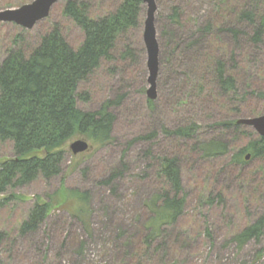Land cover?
Returning <instances> with one entry per match:
<instances>
[{"label": "rangeland", "instance_id": "obj_1", "mask_svg": "<svg viewBox=\"0 0 264 264\" xmlns=\"http://www.w3.org/2000/svg\"><path fill=\"white\" fill-rule=\"evenodd\" d=\"M33 1L0 0V12ZM68 1L84 4L92 17L122 2L60 0L32 29L0 22V66L9 52L35 48L55 25L67 43L77 47L80 29L62 14ZM154 2L156 99L148 104L143 4L141 26L121 36L112 59L102 62L77 89L82 96L77 108L83 112L96 113L109 103L107 111L114 117L111 141L101 145L74 135L64 145L56 177L37 178L0 196V264H264V230L241 248L232 240L264 217V172L257 171L258 161L231 165L232 158L260 136L242 125L239 130L220 128L222 122L256 117V111L264 115V36L261 43L249 42L255 26L236 15L218 21L217 9L235 1ZM235 29L234 40L230 30ZM205 55L213 62L224 60L234 93L223 96L218 91L212 63L201 69ZM191 125L196 131L189 140L165 133ZM214 139L228 145L225 157L200 154L198 145ZM78 140L88 149L74 155L70 144ZM13 157L12 145L1 144L0 162ZM166 157L179 160L186 202L178 220L160 226L157 236L146 242L148 227L157 226L150 205L161 188L156 167ZM254 169L253 176L242 179L239 171ZM38 200L53 207L36 230L22 232Z\"/></svg>", "mask_w": 264, "mask_h": 264}, {"label": "trees", "instance_id": "obj_2", "mask_svg": "<svg viewBox=\"0 0 264 264\" xmlns=\"http://www.w3.org/2000/svg\"><path fill=\"white\" fill-rule=\"evenodd\" d=\"M230 1L235 2L225 9H217L215 16L218 21L223 22L236 15L240 22L255 26L252 35L246 33L248 41L261 43L264 36V0ZM142 5V0H122L115 10L92 17L84 4L68 1L62 14L80 29L82 40L77 47L67 43L55 25L35 48L9 52L0 66V145L10 143L14 157L0 162V196L37 178L50 180L56 177L64 161V145L74 135L85 136L101 145L111 141L114 117L107 111L109 103L96 113L83 112L77 108V98L82 97L77 89L102 62L112 59V51L121 36L141 26ZM234 7H237V11ZM230 33L235 40L238 30H230ZM213 60L205 55L200 63L201 69L212 63L218 91L223 96L234 93V79L226 75L224 60ZM199 81L202 79L199 78ZM148 104L151 105L150 100ZM261 114L256 111L253 116ZM240 127L236 122H222L220 125L222 130H239ZM195 131V125H191L165 133L178 140H189ZM198 150L211 159L225 157L228 145L214 139L200 143ZM247 155L249 161H258L256 169L263 173L264 137L248 143L232 158L231 165L248 164L249 161L245 159ZM254 171L239 172L243 180H248L255 174ZM156 177L161 188L150 205L154 208L155 216L151 221L157 226L148 227L146 242L152 236H157L160 226L174 224L182 215L186 202L182 195L177 157L163 158L156 167ZM261 177L264 180V173ZM252 190L255 193L259 191L257 186ZM52 207L50 202L38 200L27 221L21 225L22 232L36 230ZM263 230L264 217H260L232 240L241 248L250 240H258Z\"/></svg>", "mask_w": 264, "mask_h": 264}, {"label": "water", "instance_id": "obj_3", "mask_svg": "<svg viewBox=\"0 0 264 264\" xmlns=\"http://www.w3.org/2000/svg\"><path fill=\"white\" fill-rule=\"evenodd\" d=\"M60 0H34L31 4L23 5L14 10L0 12V22H11L24 29H32L36 23L48 17L50 9ZM146 6V17L143 23V43L146 51V67L148 70L147 82L149 87L146 91L150 101L156 99L155 81L158 72V45L154 29V14L156 10L154 0H142ZM237 125L252 128L257 135L264 137V115L248 119H239ZM88 149L85 141H75L70 144V150L75 155ZM249 159V155L246 156Z\"/></svg>", "mask_w": 264, "mask_h": 264}]
</instances>
